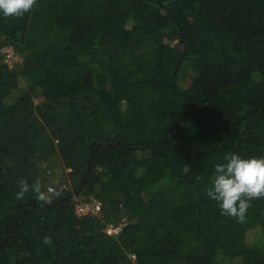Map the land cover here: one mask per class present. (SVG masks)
I'll list each match as a JSON object with an SVG mask.
<instances>
[{
    "label": "trees",
    "instance_id": "obj_1",
    "mask_svg": "<svg viewBox=\"0 0 264 264\" xmlns=\"http://www.w3.org/2000/svg\"><path fill=\"white\" fill-rule=\"evenodd\" d=\"M0 264H264V0H0Z\"/></svg>",
    "mask_w": 264,
    "mask_h": 264
},
{
    "label": "built area",
    "instance_id": "obj_2",
    "mask_svg": "<svg viewBox=\"0 0 264 264\" xmlns=\"http://www.w3.org/2000/svg\"><path fill=\"white\" fill-rule=\"evenodd\" d=\"M1 53L3 55V62L9 66H12L15 61H20L18 56L15 55L14 50L12 47L7 46L1 49ZM69 169H66L67 172ZM69 188V180L67 179H60L59 182L50 183L46 186V191L48 194L52 195L53 197H59ZM74 212L78 216H84L88 214H95L99 215L101 213V205L100 202L90 197L86 202H77L74 206ZM121 225L114 226L111 223H108L105 227V231L107 234H117L120 231Z\"/></svg>",
    "mask_w": 264,
    "mask_h": 264
},
{
    "label": "rangeland",
    "instance_id": "obj_3",
    "mask_svg": "<svg viewBox=\"0 0 264 264\" xmlns=\"http://www.w3.org/2000/svg\"><path fill=\"white\" fill-rule=\"evenodd\" d=\"M35 101H38V99H36ZM50 170L53 172V176L48 179V181H54V180H60L64 177L65 175V171L61 166V163L59 161L58 158H52L51 162H50ZM203 199L205 200V202L207 203H213L215 198H213L211 195H209V193H203L202 195Z\"/></svg>",
    "mask_w": 264,
    "mask_h": 264
}]
</instances>
